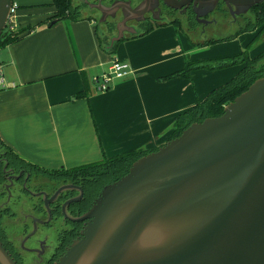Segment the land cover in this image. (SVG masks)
I'll list each match as a JSON object with an SVG mask.
<instances>
[{
    "label": "water",
    "instance_id": "obj_1",
    "mask_svg": "<svg viewBox=\"0 0 264 264\" xmlns=\"http://www.w3.org/2000/svg\"><path fill=\"white\" fill-rule=\"evenodd\" d=\"M80 1L99 12V24L122 16L108 51L125 40L120 26L157 14L160 1L174 10L192 6L205 24L219 2L234 19L264 2ZM12 4L0 0V37ZM82 220V237L57 264H264V77L219 117L193 123L135 161L104 186ZM0 264H16L1 242Z\"/></svg>",
    "mask_w": 264,
    "mask_h": 264
},
{
    "label": "crops",
    "instance_id": "obj_2",
    "mask_svg": "<svg viewBox=\"0 0 264 264\" xmlns=\"http://www.w3.org/2000/svg\"><path fill=\"white\" fill-rule=\"evenodd\" d=\"M17 2L16 29L35 30L0 48L6 84L0 89V139L41 168L69 170L130 150L159 148L171 137L178 115L233 76L225 70H197L190 79H165L182 71L187 60L206 59L209 51L198 42L197 47L185 44L174 24H156L110 53L108 40L100 45L93 16L49 27L52 0ZM98 33L103 37L105 32L98 28ZM114 61L128 64L129 76L114 80L107 91L98 90L93 78L109 71ZM84 77L89 94L75 98L84 90Z\"/></svg>",
    "mask_w": 264,
    "mask_h": 264
},
{
    "label": "flooded vegetation",
    "instance_id": "obj_3",
    "mask_svg": "<svg viewBox=\"0 0 264 264\" xmlns=\"http://www.w3.org/2000/svg\"><path fill=\"white\" fill-rule=\"evenodd\" d=\"M140 1L131 0L133 6ZM105 4L110 6V0ZM157 9V14V11L147 13L142 21H130L120 26L125 38L131 37L129 32L132 30L141 34L159 23H189L192 18L201 24L192 6L174 10L160 1ZM217 13L226 15L230 11L219 2L204 20L208 21L209 16ZM121 20V15L108 18L102 27L106 34L104 38L109 40L108 35L118 34L117 24ZM104 186L101 176L57 178L11 165L0 153V242L4 249L16 264H57L73 242L82 237L88 221L82 218L99 198Z\"/></svg>",
    "mask_w": 264,
    "mask_h": 264
},
{
    "label": "trees",
    "instance_id": "obj_4",
    "mask_svg": "<svg viewBox=\"0 0 264 264\" xmlns=\"http://www.w3.org/2000/svg\"><path fill=\"white\" fill-rule=\"evenodd\" d=\"M114 0H110L112 3ZM52 6L55 8L53 14L46 20L49 27H53L55 24L61 21L78 22L81 20H91L90 17H85L82 14L80 5L75 4V0H52ZM83 8V7H82ZM253 15V23L247 24L246 28L241 29L240 32L251 31L258 28L256 37L264 36V2L255 6L250 10ZM179 26V23H171ZM157 25L150 26L146 31L140 35H144L152 31ZM35 30V27H27L15 32H7L4 30L0 37V48L10 44L20 42L30 35ZM97 35L101 46H105L108 38ZM131 36L129 38H134ZM128 39V38H125ZM124 41V40H122ZM121 41V42H122ZM118 44H115L110 53H114ZM205 61H213V65H207L203 61L187 62L184 69L171 76H167L165 79L172 77H184L186 79L191 78L193 71L205 69L209 71H215L224 69L226 67L240 65L242 68L240 71L224 85L211 90L204 99L196 103L189 110L178 115L173 124V133L168 139H174L179 137L182 132L193 123H200L207 118L219 117L222 115L224 108L234 101L236 97L247 91V89L258 79L264 77V50L258 53L255 57H250L247 52H241L237 55L225 56L216 59H210ZM194 63V64H192ZM196 63V64H195ZM89 83L84 77V90L81 94L75 96V98L88 95L90 91ZM153 150H130L114 157L105 159L98 163L87 164L74 169L66 170L64 168L58 170H47L41 167L28 163L24 159L15 154L1 139H0V153H3L8 159L11 165L22 166L28 169L38 171L42 174H51L57 178L62 179H74L76 177H90L101 176L103 185H107L119 180L125 176L132 164L141 157L156 151Z\"/></svg>",
    "mask_w": 264,
    "mask_h": 264
},
{
    "label": "rangeland",
    "instance_id": "obj_5",
    "mask_svg": "<svg viewBox=\"0 0 264 264\" xmlns=\"http://www.w3.org/2000/svg\"><path fill=\"white\" fill-rule=\"evenodd\" d=\"M17 1L19 0H14V2L19 6ZM136 2H138V0H136ZM75 4H78L83 7V8L81 7L83 16L89 14L95 18V21L97 20L98 22L99 12L89 9V7L87 8L86 5L81 3L80 0H75ZM43 7L41 6L36 8H43ZM19 10H20L19 8L16 9V14H18ZM21 10H25V9L22 7ZM227 14L225 15L224 13L223 14L217 13L215 15L209 16L208 18L209 23L208 24L201 23L202 25L199 24L198 22L196 23L192 18H190L189 23L186 22L184 23L182 21L181 23H179V26L172 25L174 26L173 30L177 34V37L184 38L185 44H189V45L191 44L192 46L197 47L194 43L198 42L201 44V46L206 45V48L207 50L209 49V51L206 54L207 55L206 59L201 61H203L207 65H213L214 62L205 61V60L237 55L241 52H247L250 57H255L258 53L263 51L264 36L255 37L258 28L253 29L251 31L240 32L241 29L246 28L249 22L250 23L254 22L253 15L249 13L247 15L240 16L239 18L236 17L237 19L234 20V18L230 15V13ZM31 17L34 20L36 19L37 16L33 14ZM97 22H96L97 28L102 29L103 24H99ZM36 23L38 22H34L32 23V25H36ZM102 35L104 37L106 34L103 33ZM112 35L113 33L111 34V36L108 35V37L111 38ZM110 38L107 41L108 43L110 41ZM187 62L189 63L190 61L187 60ZM239 67L240 65H234L220 70H225L224 72H228V71L232 72L233 76L231 78H233L240 71ZM236 68H239V70L235 73ZM201 70H205V69H201ZM220 70H215V71H220ZM105 72L107 73L108 71L106 70Z\"/></svg>",
    "mask_w": 264,
    "mask_h": 264
},
{
    "label": "built area",
    "instance_id": "obj_6",
    "mask_svg": "<svg viewBox=\"0 0 264 264\" xmlns=\"http://www.w3.org/2000/svg\"><path fill=\"white\" fill-rule=\"evenodd\" d=\"M17 8L18 5L13 0L10 16L8 18L7 26L5 28L7 32H15L17 30L15 26V15ZM129 74H130V70L128 64L121 61H114L107 73H104L101 76L93 78V84L98 88V90L107 91L114 80L124 79L128 77ZM3 88H6V84L0 67V89Z\"/></svg>",
    "mask_w": 264,
    "mask_h": 264
}]
</instances>
